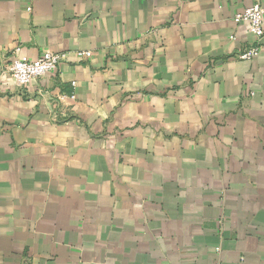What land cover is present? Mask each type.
Wrapping results in <instances>:
<instances>
[{
  "label": "crops",
  "instance_id": "0c3cea01",
  "mask_svg": "<svg viewBox=\"0 0 264 264\" xmlns=\"http://www.w3.org/2000/svg\"><path fill=\"white\" fill-rule=\"evenodd\" d=\"M254 4L0 0V264H264V43L239 59L234 20ZM45 49L70 55L15 83Z\"/></svg>",
  "mask_w": 264,
  "mask_h": 264
},
{
  "label": "built area",
  "instance_id": "2783aa9c",
  "mask_svg": "<svg viewBox=\"0 0 264 264\" xmlns=\"http://www.w3.org/2000/svg\"><path fill=\"white\" fill-rule=\"evenodd\" d=\"M236 22L246 21L249 32L255 37L256 43L238 54L239 59H251L259 53L262 43H264V4H254L248 6L234 14ZM77 58H86L92 54L91 50H77L72 52ZM70 52H58L51 49H45L35 60L21 59L15 57L6 71H8L12 80L19 86L27 87L35 79L48 73L54 72L59 65L66 60ZM42 90V89H40ZM74 93H57L51 99L50 107L53 118L58 122L73 121L74 114L70 105L75 102Z\"/></svg>",
  "mask_w": 264,
  "mask_h": 264
}]
</instances>
